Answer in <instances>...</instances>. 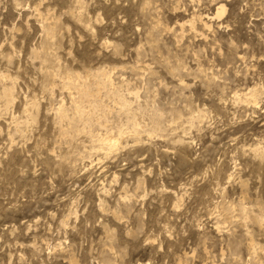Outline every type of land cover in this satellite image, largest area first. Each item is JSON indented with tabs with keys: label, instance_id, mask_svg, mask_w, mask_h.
Returning <instances> with one entry per match:
<instances>
[{
	"label": "rangeland",
	"instance_id": "obj_1",
	"mask_svg": "<svg viewBox=\"0 0 264 264\" xmlns=\"http://www.w3.org/2000/svg\"><path fill=\"white\" fill-rule=\"evenodd\" d=\"M6 87L0 264H264V0H0Z\"/></svg>",
	"mask_w": 264,
	"mask_h": 264
},
{
	"label": "bare ground",
	"instance_id": "obj_2",
	"mask_svg": "<svg viewBox=\"0 0 264 264\" xmlns=\"http://www.w3.org/2000/svg\"><path fill=\"white\" fill-rule=\"evenodd\" d=\"M225 12V7L223 5H221L220 3H218V6L216 8V11H215V17L216 18H219L221 15H223V13ZM196 18V17H194ZM193 20V19H192ZM197 20V19H196ZM203 20V19H202ZM195 21V20H194ZM199 21V20H198ZM201 21V19H200ZM203 22V21H201ZM202 25L204 27H206V24L203 22ZM192 26V25H191ZM194 27V26H192ZM191 27V28H192ZM92 76H96V78L98 77L97 74L95 75H92ZM100 76V75H99ZM102 76V75H101ZM101 79V78H100ZM66 80H67V84L68 85H74L75 83L74 82H79L80 83V88L78 90V93H79V98L80 99H85L89 96V93L91 90H89V86L88 84L85 82V81H80L81 80V77L79 74H75V73H68L67 76H66ZM98 82V81H97ZM11 83V82H10ZM101 83V81H100ZM2 84V83H1ZM78 84V83H77ZM96 84V83H95ZM98 84V83H97ZM99 85V84H98ZM103 85V84H102ZM2 95L1 98L6 102H8V100L10 101V97L12 96V92H11V89H9L8 87L4 88L2 90ZM256 98H257V93H256V90H250L245 96H244V101L248 102V103H252L254 104L256 102ZM120 99V98H119ZM121 100V99H120ZM4 102V103H5ZM127 105V104H126ZM124 105V106H126ZM127 107V106H126ZM123 109V108H122ZM125 109V108H124ZM73 110V113L72 115L69 117L66 113V110L62 107V106H59L58 109L56 110V117L59 121H67V123L69 125H72L76 122H82L84 121L86 118L84 117L85 115L83 114L82 110L80 109L79 106H75L72 108ZM85 112V111H84ZM86 114V113H85ZM114 117V116H113ZM156 118V117H155ZM154 119V118H153ZM128 121L130 122V124L133 126V132L135 134H137V126L136 123H135V120L133 118V116H128ZM61 123V122H60ZM154 123H155V128L158 129L159 128V122H158V119H154ZM78 126V125H77ZM76 127V126H75ZM62 131V130H61ZM62 133L66 134L67 132L65 131H62ZM113 136V135H112ZM99 142L101 143V147L103 146L107 148V150H111L113 148H115L117 145H118V140L117 139H114L112 137H102L99 139ZM98 144V143H97ZM262 153V151L260 152V154ZM263 154V153H262ZM259 155V153H258ZM262 156V155H261ZM259 157V156H258ZM264 157V156H263ZM262 157V159H263ZM261 159V157H259ZM227 178H230V175L227 177ZM253 222L254 223H260V219L257 218V217H253L252 218Z\"/></svg>",
	"mask_w": 264,
	"mask_h": 264
}]
</instances>
